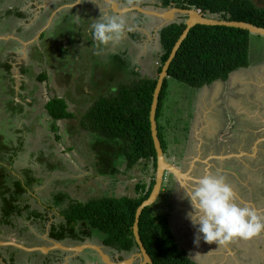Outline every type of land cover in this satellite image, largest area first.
I'll return each instance as SVG.
<instances>
[{"label":"trees","instance_id":"1","mask_svg":"<svg viewBox=\"0 0 264 264\" xmlns=\"http://www.w3.org/2000/svg\"><path fill=\"white\" fill-rule=\"evenodd\" d=\"M123 1H130L136 5L141 0ZM158 1L163 8L172 6L181 9L194 8L217 17L219 20L247 22L264 28V8L256 7L250 0ZM184 29L185 24L181 22L168 25L159 31L161 64L158 73ZM250 37L251 34L247 31L224 26L197 25L189 31L169 66L167 78L163 82L158 99L157 131L164 152L166 145L163 140L162 127L158 121L162 116L163 101L168 88L167 80H176L190 88H201L216 80L226 81L235 71L250 65ZM6 70L9 72V65L6 66ZM38 79L44 81L46 77L43 74ZM156 83L157 79H147L135 83L133 88L123 87L117 90L116 96L100 98L88 108L82 114V120L75 121V126L80 122L81 127L66 125L68 128L79 130V133H83L84 128L88 129L89 133L84 137L83 144L86 146V153L90 156V158L87 157L88 160H93L90 166L97 169L98 176L114 178L121 173L123 165L125 166L124 173H126L140 161L151 163L154 173L148 184L141 182L135 185L137 195L133 198L104 195L82 202L71 199L68 193L60 191L43 197L45 202L50 203L49 208L60 209L61 216L65 219L63 225L53 227L50 232V237L55 241L69 238L81 243L85 238L97 234L104 239L107 246L123 250L136 247L132 234L135 212L138 206L149 197L154 185L156 170V153L149 124L150 106ZM11 91H14L13 87ZM9 104L11 107L9 106L8 110L14 113L19 105L12 107V101ZM44 109L52 122L50 129L54 132L56 142L60 138L57 135L56 122L73 120L76 114L68 110L66 101L61 98L50 99ZM83 144L77 142L75 147H70L68 150L79 152V147ZM20 148L21 145L9 151V146L0 137V223L4 226H11L13 214L21 216L24 211L28 210V208L21 209L20 207L21 201H25L23 196L27 195L29 189L36 190L42 186L44 181V177L37 176L36 171L33 172L32 169H23L20 175L14 172L13 161L19 154ZM54 148L53 144L48 148V154L40 151L36 155L35 161L39 167L43 165L49 170L50 168L62 169L57 165L66 166L63 156L56 153ZM99 166L101 168H98ZM150 209L151 207H148L143 210L138 229L140 240L153 264H196L176 243L168 226V216L152 215ZM32 216L33 214L28 212L27 218L31 219ZM39 216L41 217L37 215L35 218ZM16 251L20 253H8L10 258L7 261L10 264H14V255L16 258L27 256L20 250ZM32 256L40 260L41 264L49 263L46 258L39 257L37 253ZM26 258L31 259L30 256Z\"/></svg>","mask_w":264,"mask_h":264},{"label":"rangeland","instance_id":"2","mask_svg":"<svg viewBox=\"0 0 264 264\" xmlns=\"http://www.w3.org/2000/svg\"><path fill=\"white\" fill-rule=\"evenodd\" d=\"M73 1V0H71ZM120 4L123 3L124 5L132 4V2L128 1V3L124 2L123 0H116ZM252 3L258 7V8H264V0H250ZM126 3V4H125ZM160 1L158 0H149L146 5L150 7L151 9H154V6L159 4ZM69 4V3H68ZM92 9L89 7V11ZM75 13V11H73ZM73 13V14H74ZM104 16L110 13L103 12ZM109 16H112L110 14ZM131 16V15H130ZM129 16V18H130ZM135 16V14H134ZM127 18H125L126 21ZM71 20H64V26L71 23ZM151 21V27L158 26L159 23L155 22V20ZM73 25V24H71ZM145 25L143 24V27ZM1 33V32H0ZM89 42V36L86 40V44L84 45V50L80 51L75 56L81 57V60L83 58V61H87V58L90 62V68L92 69V73L95 74V72H103L104 73V81L101 80L98 86L92 85V79L93 76L86 79L87 81H83L87 86L91 85V93L90 88L82 91L79 95L78 94L71 93V96L73 97L74 101L77 103H80L84 97H88L92 104L94 105L96 101L100 98H110L116 96L117 90H120L121 88H133L134 85H136V82H141L144 80H147L149 77L153 79L158 78V68L161 64L159 60V56L161 54V45L159 43V34H151L150 42L148 43V46L145 51H142L143 45L136 47L134 53L132 54V57L134 56V59H138L139 53H142L144 55V59L141 60L143 64H147L149 67V70L151 74L148 76L142 77L140 80L135 79V81L129 80V71L128 69H122L121 71H117V69L114 68V65H110V62H106V60H101L102 57L99 55H94V53H91L85 48H87V43ZM43 49L47 50L44 51L43 55H52L54 59L58 58V63L61 64L64 59L69 55L68 52L64 53L63 55L60 54V52L55 51L58 47L55 45L50 46L49 48L46 47V44H43ZM38 47V46H37ZM73 48V47H72ZM39 51L37 52V55H39V59L43 58V55L41 54V49L38 47ZM49 50V51H48ZM34 51V49H32ZM57 52V53H56ZM71 53L75 52L74 49L70 51ZM82 52V53H81ZM76 53V52H75ZM36 54V52H34ZM73 56V57H75ZM61 57V59H59ZM128 59V56H126ZM105 59V57H104ZM249 59H250V65L249 68H245L243 70H239L231 75V77L226 80H217L215 83L210 84L208 86H204L202 88L198 89H192L189 86L184 85L183 83H180L176 80H167V90H166V97L163 101V107L161 111V117L159 119V124L162 127V135L163 140L166 145V156H168V159L170 163L178 164V163H184V168H187L189 170H192L196 152L193 151L196 149L201 150L202 157H207L212 153L211 149L214 148V144L217 142L215 140L218 139L217 136H228L232 133V130H236L237 132L241 133L244 128L239 127L236 125L235 122V115L242 114L244 117L247 118V122L254 125L255 129H253V136L250 139H247L245 135H242L241 137H244L243 143L250 145L256 137L264 136V128L262 127V131L260 130L261 125L264 123V37H257V35H251L250 37V51H249ZM67 62V61H66ZM69 62V61H68ZM70 63V62H69ZM113 69L115 71H113ZM31 71V68H30ZM122 72V73H121ZM43 73V72H41ZM38 74V77L43 74ZM147 73V72H146ZM52 76H47L48 80H50ZM80 77L79 79H81ZM31 82L27 81L23 83L25 91L21 93V88H23V85L21 84L20 87V95L23 96L28 94V91H32L31 96H36L35 102L31 103L29 108L30 110H33L35 114H38L41 116V114L46 113V110L44 109L45 104L47 101L50 100V98H53L54 93L51 90L52 84L47 82V79L44 81H40L36 78L30 80ZM10 84V83H9ZM82 84V81L79 82V84H76L75 86H79ZM36 85V86H34ZM50 85V86H49ZM34 86V87H33ZM81 87L83 85H80ZM111 89V90H110ZM259 89L260 93L258 95V98L256 99L257 102H253L251 99L256 98L252 93ZM78 91V90H77ZM62 95L63 92H60ZM81 95V98L78 96ZM77 97V98H74ZM79 98V99H78ZM250 100V101H249ZM252 100V101H251ZM247 102V103H246ZM246 103V104H245ZM255 104V106H253ZM75 107H73L74 109ZM233 109L235 113L232 112ZM246 110V111H245ZM1 112V111H0ZM80 112V111H78ZM247 112V113H246ZM82 114H76L77 120H82ZM218 118L220 120V123L223 125V128H220V125L218 124V127L215 126V119L213 117ZM4 115L0 114V127L5 126L6 123H8L7 119L4 120ZM6 117V116H5ZM8 117V116H7ZM212 118V119H209ZM75 118V117H74ZM28 123V122H27ZM80 123V122H79ZM77 124L75 127L79 128L81 127L80 124ZM43 127L41 129H38L37 135L38 139L41 137V135H47L49 136L48 143L44 146V153L48 154L51 146L55 144L54 150H56V153L61 154L68 162L70 163V166L68 165V169L61 165H57L62 167V169H47L46 166L40 167L36 164V161L31 164L30 162L26 161V158L29 157L30 153H23L22 161H19L16 165L22 166V167H31L33 172L37 174V176H40L41 174L44 177L43 185L40 191L37 192V196H35V192H33V199L32 197H29V195H24L25 198L24 202L21 201L20 207L21 209L28 208V210L24 211L21 216H18L17 214H13L11 216L12 218V224L7 225L6 227L9 229V235H5V230L2 229V226L4 224L0 223V230H3L2 239L4 241H13L14 234H18L17 236H25V240H30L29 237L31 233V229L34 230L33 234L31 235L33 237H40L36 241H33V244L37 245H46L48 244L46 241L43 240V236H45L46 232H49L50 225L47 224L49 220H46L44 223L39 222L40 216L38 218H35L37 215H45L42 212V207L37 206L34 203V198H38L41 200L43 197L50 196L52 193H68L71 199L74 200H80L82 202L94 200L96 198H100L104 195L107 196H128L130 198H133L137 195L135 191V185L139 183H145L148 184L151 180V176L154 173L153 167L151 166V163L140 161L138 164H136L133 169L130 171L124 173L125 166L121 168V173L112 177H101L98 176L97 169H93L90 164L93 160H88L87 157L90 158V156L86 153V146L83 144L85 142L84 137L89 133L87 128L83 129L84 136H77L79 133L77 130L68 128L65 124H68L67 122L63 123L61 121L56 122L57 125V135H59V140L55 142L54 139V132L50 129L51 123L48 117H44L42 120ZM71 124V123H70ZM89 125V124H88ZM260 125V126H259ZM259 126V127H258ZM209 128L210 132H208V137H205L203 133L207 132ZM86 129V130H85ZM207 129V130H206ZM251 129V128H249ZM36 130V129H35ZM247 131V130H246ZM6 132V131H5ZM0 130L1 133H5ZM8 132V131H7ZM233 136V134H231ZM230 135V137H231ZM248 135V134H246ZM8 138V137H7ZM205 138L207 140H210L211 143H207ZM42 139V138H41ZM215 139V140H214ZM83 144L79 147V152L76 151H69L68 149L70 147H75L76 143ZM98 142H101V140H98ZM70 143V145L68 144ZM97 143V142H96ZM206 145V146H205ZM211 147V148H210ZM1 148H4L1 146ZM32 149V148H31ZM38 149V147L33 146V150ZM102 149H100L101 151ZM203 150V152H202ZM222 151V149H217L216 152ZM222 151V152H226ZM240 151V150H239ZM221 152V153H222ZM242 152V150H241ZM230 153H236L231 152ZM190 154V155H189ZM199 154V156H201ZM191 156V159H190ZM238 158V157H237ZM221 161H218L219 166L217 167L215 163V168L220 172L224 170V165L228 168L229 171L233 172L234 165L231 164V161L225 160V158L220 157ZM224 160V161H222ZM253 160V159H252ZM263 160V159H262ZM206 161V160H205ZM204 161V162H205ZM203 162V163H204ZM249 165V163H247ZM72 167V168H71ZM118 167V166H117ZM15 168V167H14ZM98 168H101L99 166ZM262 166L254 168L255 171H259ZM21 169H17L15 172L17 175H20ZM43 172V173H42ZM223 175V174H222ZM237 175V174H236ZM173 179L171 174L167 173L166 180L163 182L162 194L158 196L155 203L151 205V213L152 215H167L168 216V223L176 221V224L179 222L177 221L178 218L174 215L175 212H173L172 216H170L169 212V199L170 192L172 191L171 186L173 184L171 180ZM227 180H233L230 177L227 178ZM242 183L250 186V183L247 179H241ZM61 183V184H60ZM255 183H260V179L258 177L255 178ZM58 184V185H57ZM230 184V183H229ZM175 185V184H174ZM185 188L186 185L184 183L181 184ZM5 189V188H3ZM38 189V188H37ZM35 190V189H34ZM30 190L29 191H34ZM167 199V200H166ZM42 203V202H41ZM28 212L32 213L33 216L30 219L28 216ZM48 214V212H47ZM176 219V220H173ZM184 220L180 221V224L186 225V230L190 231L188 227L190 226L189 220L186 218H183ZM171 223V224H172ZM23 224V225H22ZM31 224L29 227L28 225ZM2 225V226H1ZM38 225V227L36 226ZM38 228H36V227ZM31 228V229H30ZM13 234H12V232ZM28 236V238L26 237ZM16 238V237H15ZM20 238V237H19ZM35 240V238H33ZM52 240V239H51ZM31 241V240H30ZM29 241V242H30ZM96 241V240H95ZM52 242V241H51ZM61 245L66 244L65 242L57 241ZM32 244V245H33ZM78 244V243H71ZM61 253V252H59ZM262 253V251H261ZM129 255V254H128ZM36 261V260H35Z\"/></svg>","mask_w":264,"mask_h":264},{"label":"crops","instance_id":"3","mask_svg":"<svg viewBox=\"0 0 264 264\" xmlns=\"http://www.w3.org/2000/svg\"><path fill=\"white\" fill-rule=\"evenodd\" d=\"M7 3L8 4H6V7H3V11L2 10L0 11L1 14L5 13L6 10L13 7L11 6L12 4L10 1ZM70 4L72 6H67ZM17 5H20V10L22 11V13H24L22 17L23 18L25 17V19H27L31 23L33 21V18L34 19L38 18L37 14L33 15L35 6L37 7V9L44 8V9L52 10L51 16L49 17V19L47 18V20L40 23L37 29H35V31L37 30L38 32V33L35 32L36 33L35 38L30 39L29 41L26 40L27 42L26 41L22 42L23 44V48L21 47L22 50H20L18 47H9V45L7 46V42L9 41L8 38L0 39V43H1L0 44V111H1L0 114H3L4 120L7 119L8 121V123H6L5 126L0 127V130H2V132L6 131L3 134L1 133L0 137L3 138V142L9 146L10 148L8 149L9 151L10 150L12 151V149L21 145L20 155L23 156V153L24 154L30 153L29 157L26 158V161L33 164V162L36 159V155L40 151H44L43 145L45 142L48 143L49 138H50L49 136L43 134L38 139L37 138L38 135L36 134L38 129H41L43 127V124H42L43 118L48 117V116H47V113H43V116L42 115L40 116L38 114H35L33 110H30L29 108H27V107H30L31 103L35 102V100L37 99L35 98L36 96L34 97L31 96L33 94L32 93L33 90L31 91L29 90L28 94L23 96L22 92H24L25 89L21 88L22 94L20 95L19 93H20L21 84H23L24 81L31 82L30 80L36 78V76L38 79V74L43 72L41 74L45 75L47 82L52 84V87H54L55 89V87L57 86V83L53 84V80H55V76L53 75L57 71H60L59 69L63 66L68 76H76L78 78L76 83L70 84V87H69V89L72 90L74 94H76V92L78 93L75 96L79 95L80 93H82V91L86 89L90 88L91 90V85L87 86L85 84L83 88L80 86L82 84H80L77 87L75 86L76 84H79L80 81H82L83 83L85 79H88L91 76H93L92 85L98 86L99 83L97 82H101V80L104 81V78H103L104 73L97 72V71L95 72V74L92 73V69L90 68L92 64L90 65L88 58H87V61L86 60L83 61V58L81 60V57L79 58L75 56L80 51L84 50V45L86 44V40L88 39V36H89V42L87 43L88 45H87V48H85V50L91 53H94V55H99L100 57H102L101 60H106V62H110V65H114V68L117 69V71L119 70L121 71L122 69H124V72L123 73L121 72L122 74L125 73V69H128L130 81H133V80L135 81L136 78L140 80L142 77L148 76L149 74H151V72L149 70L148 65L146 63L143 64L141 62V60L144 59V55L142 53H139L140 55L138 56V59L136 60L134 59V56L132 57V54L134 53L136 47H139L141 45H143L142 51H145L148 46V43L150 42L151 34L152 33L157 34L158 26H154L152 28L150 20L152 21L155 20V22H158V23L160 22L159 25L162 23V21L161 19L156 18V17H148V18L146 17L145 18V16L141 15L138 11L124 12L121 14V18L123 19L127 18L126 19L127 28L124 32L123 38L119 42L109 44L107 46H99L98 43L93 40V35H92L93 29L91 25L96 22V19H98L99 16H104L103 14L104 11L112 15L117 14L116 13L117 11H115L112 6H109L106 0H73V1L67 2V4H65L63 8H62L63 1L61 0H21L20 3H16V6ZM134 5L135 4L124 5V4L118 3L119 7H125V6L130 7ZM137 5L144 7L142 3H139ZM158 5H160V3L157 4L156 6ZM87 6H89L92 9L91 11H87L89 12L88 16L84 14L85 7ZM63 9L67 10V13H68L67 17L62 16ZM110 9L113 11L112 13ZM73 10L75 11V13L73 12L74 14H72ZM110 14H108V16ZM6 15L7 14H5V16ZM65 19L66 20L72 19L71 23L64 26ZM173 19L179 22V18L176 19L173 16ZM143 24L145 25L144 27H143ZM4 31L7 33L6 30ZM5 32H2V34H0V37L1 35L4 36ZM41 33H45L46 43H48L49 46L52 45L53 47V45H55L56 43V47L58 48L55 49V51L59 52L60 50L63 49L66 52H68L69 55L64 59L63 61L64 63H62L60 66H59V63L57 62L58 58H56L55 60L54 57L51 56V63H53L57 68L48 69V68H44L47 61H44L43 63H41L42 60L39 58H36L37 54L29 52L30 54L28 55L29 59H28L27 64L28 66L32 67L33 70L31 69V71H29L24 78L21 76L20 70L16 68V64H12L9 58L11 57V55L18 54V52L21 51L22 53L23 52L24 53L20 57L25 60L26 59L25 51L27 49L32 51L31 44L33 43V40L34 42H37L39 40L38 38ZM72 49H74L76 53L75 52L71 53L70 51ZM120 53H124L125 57L128 56V59L127 57L125 59L119 58L118 54ZM29 60H32L31 61L32 63H29ZM7 65H9V72L6 70ZM11 65H12V69H10ZM113 71L115 70L113 69ZM48 75L52 76L50 80H48L47 78ZM94 75L96 77L97 82L94 81ZM80 77L82 78L79 79ZM148 79H153V78L149 77ZM13 83H15V86H16L15 88L13 87ZM11 87H13V90H14L13 92L11 91ZM71 93H68L66 96L60 95L61 98L66 100L68 110L71 113L83 114L88 110V108H90L93 105L91 100L88 97H84V99L80 103L75 102L73 97L71 96ZM78 97L81 98V95ZM74 98H77V97H74ZM11 101H12V107L18 106V105L20 106V107L19 106L17 107V110H15L14 113H12L13 111L10 112V110H8L10 109L9 106L11 107V104H9V102ZM73 107L75 108L73 109ZM209 119H212V118L209 117ZM76 120H77V117H75L73 120H66V121L62 120L61 122L63 123L67 122L69 125L73 126L75 125ZM50 123L52 124L51 121ZM209 129L210 128L208 127V130ZM76 134H78L77 136L79 135L84 136L82 135L83 133L76 132ZM68 144L70 145V143ZM33 146L38 147V149L33 150ZM22 156H19L18 154L15 157V160L13 161L14 172L17 169L19 170L20 169L21 170L31 169V167H28V166L27 167L18 166V168L16 167L17 163L19 161H22L23 159ZM70 163L71 162L69 161V164H68L67 160L64 158V164L66 165V168L68 169V171L70 170V168H68V165L70 166ZM41 188L42 187H39L38 189L36 188V190L34 191H27V196L29 195V197H32L33 192H35L36 194L35 196H37V192L40 191ZM34 199H35L34 203L37 206L38 205L41 206L42 212H44L43 214H45V215L41 214V218L39 219V222L44 223L46 220H49L48 225H50L51 223H54L55 221H61V220L63 221V216L60 215L58 209L51 208V211H50L47 209L46 204L42 201L43 199L41 200H39L38 198H34ZM174 207L175 208L173 211L175 212L176 206L174 205ZM173 220H176V219H173ZM171 223L169 222L168 226L172 232V235L176 243L178 244V246H180L182 249L186 251L188 257L196 264H264V255L251 256V258H249V262H247L246 258H243L244 255H242V257L237 256L235 253L232 252L233 249L231 247H230L229 253L207 252L205 249V246L201 247L200 244L194 243L195 233L191 231H187L186 225L179 224V223L176 224V221H174L172 224ZM30 225L31 224H29L28 226L31 227ZM36 226L38 227V225ZM177 227H180L181 231H180V228H177ZM31 230H32L31 233L33 234L34 230L33 229ZM31 233H30V236L32 238H35V240H31V243L28 240H25L24 238L25 236H21V235L17 236L18 234H14L13 238L15 241H17L16 243L23 244L27 247L50 246L55 241V240L52 242L50 241L46 245L33 244L32 242L36 240L38 242V239H40V237H33ZM184 234H187V236L184 237ZM44 237L42 238L44 241H46ZM74 245L75 244L72 245L71 243H67V242L66 244H64V246H67V247H71ZM55 249L61 253H47L45 255H48V257L51 256L52 260H53V256L55 255L60 256V257L62 256L63 258L62 257L61 258L63 259V261L62 263L60 261L59 264L60 263L61 264H87L88 262H91L90 261L91 259H93L92 264H94L95 262L94 259L96 260L98 258L94 253L73 254V253H66V251L60 249L59 247H56ZM26 254L27 256H30V254H34V253H26ZM40 255H43V254H40ZM90 255H93L92 256L93 258H90ZM5 260L7 261V257ZM137 260L138 259L136 258L133 264H135ZM0 261H1L0 264H10L8 261L6 263H4L3 260H0ZM14 264H16L15 261H14ZM17 264H41V263L32 261V259L31 260L27 259L23 263H17Z\"/></svg>","mask_w":264,"mask_h":264},{"label":"flooded vegetation","instance_id":"4","mask_svg":"<svg viewBox=\"0 0 264 264\" xmlns=\"http://www.w3.org/2000/svg\"><path fill=\"white\" fill-rule=\"evenodd\" d=\"M9 1L12 4L11 6H13V7L6 10V12L3 14H1V12H0V32H1L0 34H2V32H5L4 30H6L7 33L5 32L4 36L7 37L9 40L7 42V46L9 45V47H18L20 50H22L21 49V47L23 48L22 42H24L26 40L29 41L30 39L35 38V34L38 33L37 30L35 31V29H37V27L40 23L47 20V18L49 19V17L51 16L52 10L44 9V8L37 9V7L35 6V9L33 11V15L37 14L38 18L37 19L33 18V21L31 20L32 21V23H31L27 19H25V17L24 18L22 17V15L24 13H22V11L20 10V5L16 6V3H20L21 0H16V1H14V0H0V11L1 10L3 11V7H6V4H8L7 2H9ZM61 1H63V6H62V8H63L64 5L67 4V2H69L71 0H61ZM148 1L149 0H141L140 3H142L144 5V7H148L146 5V3ZM121 4H123V3H121ZM7 7H8V5H7ZM148 8H150V7H148ZM157 9H158V7L154 6V10H157ZM73 11H72V14H73ZM87 11H89V6L85 7L84 14L86 16L89 15V12H87ZM110 11H111V13L113 12L111 9H110ZM5 14H7V15L5 16ZM116 15L121 17V14H119V13H117ZM62 16L63 17L68 16L66 9L62 10ZM158 33L159 32H157V34ZM1 37H3V35H1ZM38 39L39 40L37 42H34V40H33V43L31 44V50L34 49V51H30L29 49H27L25 51V53H26L25 54V56H26L25 60L20 57L24 53V52L22 53L21 51L18 52V54L11 55V57L9 58V60L11 61L12 64H16V68L20 70V74L24 78H25L26 74L30 71V68L33 70V68L28 66V64H27L28 59H29L28 55L31 52L32 53L36 52V54H37V52L39 51L38 47L41 49V54L43 55L44 51H47V50L43 49V46H44L43 44H46L47 48L52 46V45L49 46L48 43H46L45 33H41L39 35ZM38 44H39V46H38ZM59 52H60V54L63 55L66 51L62 49ZM51 56L52 55H43V58H41V60H42L41 63H43L44 61H47L44 68H48V69L57 68L53 63H51ZM118 56L121 59L126 58L124 53H120V54H118ZM36 58H39V55H37ZM59 59H61V57H59ZM31 61L32 60H29V63H32ZM62 63H64V62H62ZM61 64H59V66ZM10 67H11L10 69H12V65ZM247 68H249V66ZM59 70L60 71H57L53 75V76H55V80H53V84L57 83V86L55 87V89H54V87H52L51 90L54 93L53 98H59L60 99L61 98L60 92H63L62 95H65V96L68 93H71V90L69 89L70 84H75L76 81L78 80V78L76 76H68L67 72H65L63 66ZM241 70H243V69H241ZM229 78H230V76H229ZM85 81H87V80L85 79ZM94 81L97 82L95 75H94ZM23 83H25V81ZM97 83H100V82H97ZM82 85L85 86V83L83 82ZM83 86H82V88H83ZM13 87L14 88L16 87L15 83H13ZM23 88H24V85H23ZM259 91L260 90L257 89L256 91H254L252 93L256 97V98H253V97L251 98L253 100V102H255V101L257 102L256 99L258 98V95L260 93ZM90 92H91V90H90ZM61 99H63V98H61ZM253 106H255V104H253ZM231 110L233 113H235V111L233 109H231ZM213 119H215V126L214 127L215 128L218 127V124H219L220 128L222 129L223 125L220 123V120L218 118H215V116L213 117ZM235 122L237 123L236 125L244 128V130L241 133L237 132L236 130H232V133L229 134V137L228 136L224 137L221 135L217 136L218 139L217 140L214 139L217 143L214 144V148L211 149L212 153L210 155H208L207 157H202L200 149H196V150L193 149V151H197L196 152L197 154L195 156L196 160L194 161V165H193L192 170H189L188 167L184 168V163L183 164L182 163L174 164V163L168 162L170 160L168 159V156H166V152L163 151L166 161L168 163H170L171 165H174L175 167L179 168L181 170L180 172L183 174L182 176H184L181 179V181H178L173 175H171L173 178V179H171V180H173L171 183V184H173L171 186L172 191L170 192V195H169L170 197L167 198V199L170 198L169 202H167L169 204V207H170V209H169L170 216H172V214L174 212L173 210L175 208L174 207V205H175L176 211H175L174 215L178 218L177 221H179V224H180V221L184 220L183 218H186V213L191 210L190 205L188 204L187 200L183 199V193H184V190L186 188L184 186H182L181 184L184 183L186 185V187L188 188V187L192 186L191 182L194 179L199 178L200 176H203V175H206L209 173H219L220 174V172L215 168V163H216L217 167L220 164L217 162V160L221 161L219 159L220 157L225 158V160L231 161V164L234 165V169H233L234 171L233 172L229 171L228 168L226 167V165H224V168H223L224 170L221 172V174H223L226 177V180L228 177L233 179V180H229V181L227 180V182L230 183V185L232 186L235 201L238 204H240L241 206H248V207L254 209L258 215H260L261 217H264V136L256 137L250 145L244 144L243 143L244 137H241V136L245 135L247 137V139H250L253 136V129H255V127H253L254 125L248 123L247 118L244 117V115H242V114L235 115ZM260 125H261L260 130L262 131V127L264 128V123L260 124ZM249 128H251V129H249ZM210 129L212 130V128H210ZM210 129L207 130V132L203 133L205 137L209 136L208 132H210ZM231 134H233V136ZM246 134H248V135H246ZM230 135H231V137H230ZM205 140L207 143H211L210 140H207L206 138H205ZM217 149H222V151H225V150H227V151L226 152L221 151L222 153L220 151L216 152ZM241 150H242V152H241ZM230 151L236 152V153H230ZM202 152H203V150H202ZM199 154H201V156H199ZM190 159H191V156H190ZM222 161H224V160H222ZM247 163H249V165H247ZM36 164L38 165L37 162H36ZM260 166H262V168L259 169V171H255V169L253 170V167L257 168ZM166 175H167V173H166ZM41 176L43 177L42 174L40 175V177ZM256 177H258L260 179V183H258V184L255 183ZM242 178L247 179L250 183V186L242 183L240 181ZM165 180H166V176H165ZM162 192H163V189L161 187L160 193L162 194ZM42 201L46 204L47 209L51 211V208H49V207H51L50 203L45 202L44 200H42ZM55 209H57V208H55ZM58 211L60 213V209H58ZM60 215H61V213H60ZM48 223H49V221L47 222V224ZM64 223H65V219L63 217V221L62 220L61 221H55L54 223L50 224L49 232H46L45 237L43 236L46 239L47 243H49L50 241H54V239H52L50 237V232L53 229V227H59L61 224L63 225ZM189 223H190V221H189ZM177 228H180V227H177ZM2 229L5 230V232H4L5 235L6 234L9 235V229L6 226H2ZM188 229L191 232L195 233V229L192 227L191 223H190V226L188 227ZM3 230H0V240H2V237H3L2 236ZM180 231H181V228H180ZM132 234H133V232H132ZM185 236H187V234H184V237ZM26 237L28 238V236H26ZM29 239L34 240L32 237H29ZM65 241L67 243H78L77 241L71 240L69 238L63 240V242H65ZM30 243H31V241H30ZM86 243H90V244L98 246L101 249L102 253L107 254L110 257L111 261L115 262V263L125 261L127 258H129L134 253H140V250H139L136 243H135L136 244L135 248L132 247V249H130V250H123V249H119L117 247L107 246L105 244L104 239L97 234L90 237V238H85V240L83 242L75 244V245H81V244H86ZM199 244L201 245V247L205 246L206 251L210 252V253H229L230 247H231L233 249L232 252L235 253L237 256L242 257V255H244L243 258H246L247 262H249V258H251V256L264 255V233H261L259 236L254 237L248 241L236 240L230 244H227L224 246H219V247H217V245H215V244H206L203 242V240H201L199 242ZM13 249H15V250H13ZM16 250H19V249H16V248L11 247V246L0 247V253H1L0 260H3L4 263H6V260H5L6 257H7V260L10 258V254H8V253H20V252H17ZM20 251L22 253H26L22 250H20ZM261 251H262V253H261ZM48 253H59V251H57L55 249V250L49 251ZM66 253H71V252H66ZM79 253H94L98 257V258L96 257L97 258L96 260L94 259V261H95L94 264H105L101 260V258L96 254L98 252H96L92 249H84L83 251H81ZM37 254H38V252H37ZM40 254H38V256L41 258H43V257L46 258L49 261L48 264H59L60 261H61V263L63 261L62 256H61L62 257L61 258L60 256L55 255V256H53V260H52L51 256L48 257V255H45V254L40 255ZM32 255L33 254H30V258L32 259V261L36 260V262L39 263L40 260H38L36 257H34ZM14 256H15L14 261L16 262V264L17 263H23L25 260L28 259V258H26L27 256L23 257V258L22 257L16 258V255H14ZM92 256L93 255H90V258H93ZM137 259L138 260L136 261L135 264H138V262H139V258H137ZM90 261L91 262H88L87 264H89V263L92 264L93 259H91ZM0 263H1V261H0Z\"/></svg>","mask_w":264,"mask_h":264},{"label":"clouds","instance_id":"5","mask_svg":"<svg viewBox=\"0 0 264 264\" xmlns=\"http://www.w3.org/2000/svg\"><path fill=\"white\" fill-rule=\"evenodd\" d=\"M155 7L168 9L161 4ZM91 27L93 40L99 46H107L123 38L127 24L125 19L116 15L99 16ZM165 176L166 173L163 182ZM191 183L192 186L184 190L183 199L190 205L191 210L186 213V219L195 229L194 243L199 244L203 240L206 244L219 247L236 240L248 241L264 233V217L258 215L254 209L241 206L235 201L232 186L224 175L209 173Z\"/></svg>","mask_w":264,"mask_h":264},{"label":"water","instance_id":"6","mask_svg":"<svg viewBox=\"0 0 264 264\" xmlns=\"http://www.w3.org/2000/svg\"><path fill=\"white\" fill-rule=\"evenodd\" d=\"M106 1L110 6L114 8L115 11H117L116 13H119V14H122L127 11H135V12L138 11L141 15L145 17H156V18L161 19L162 23L158 25V31H160L162 28L170 24H174V23L180 24L181 22L185 24V29L183 33L180 35L179 39L173 46L168 59L166 60V62L161 68V71L158 75L156 87L152 95V103H151L150 112H149V124H150L151 138H152L153 146H154L155 153H156V170L154 174V185L152 187L149 197L146 200H144L136 209L135 219H134V223L132 226L134 241L137 244L140 250V253H134L129 258H127L125 261L115 263L111 261L110 257L107 254L102 253L101 249L98 246L90 244V243L67 247V246L61 245L57 241H54L51 246L27 247L23 244L16 243L13 241L0 240V247L11 246L16 249L22 250L26 253H37L38 252L41 254H47L49 251L55 250L56 247H59L60 249L66 252H71L73 254H79V252L83 251L84 249H92L98 252L96 254L101 258V260L105 264H133L136 258H139L138 264H153L150 256L145 251L143 243L140 240L139 229H138L140 216L145 208L151 207V205L156 202L161 192V187L163 184V178H164L165 173H169L173 175L178 181L181 180L180 177L183 175L180 172L181 170L179 168L175 167L174 165H171L170 163L166 161L164 152L161 148L160 140L158 138V131H157L156 111H157L158 99H159V95L162 89L164 79L167 77L169 66L174 60L176 53L179 50L181 44L187 38L189 31L197 25L230 27V28L247 31L251 35H257V36L264 37V28L257 27L247 22L219 20L217 17H214L207 13H202L199 10L194 9V8L181 9V8L172 6L171 8H168V9L158 8L157 10H153L148 7H142L137 4L134 6H130V7H127V6L119 7L118 3L114 0H106ZM67 6H72V5L70 4ZM173 16L176 19L179 18V22L175 21L173 19ZM184 17L185 19L183 20ZM5 38L7 37H4V36L0 37V39H5Z\"/></svg>","mask_w":264,"mask_h":264},{"label":"bare ground","instance_id":"7","mask_svg":"<svg viewBox=\"0 0 264 264\" xmlns=\"http://www.w3.org/2000/svg\"><path fill=\"white\" fill-rule=\"evenodd\" d=\"M184 176H181L180 179H182ZM181 181V180H180ZM182 183V182H181Z\"/></svg>","mask_w":264,"mask_h":264}]
</instances>
